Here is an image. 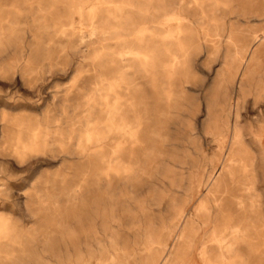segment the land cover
<instances>
[{
    "label": "rangeland",
    "instance_id": "1",
    "mask_svg": "<svg viewBox=\"0 0 264 264\" xmlns=\"http://www.w3.org/2000/svg\"><path fill=\"white\" fill-rule=\"evenodd\" d=\"M0 264H264V0H0Z\"/></svg>",
    "mask_w": 264,
    "mask_h": 264
},
{
    "label": "bare ground",
    "instance_id": "2",
    "mask_svg": "<svg viewBox=\"0 0 264 264\" xmlns=\"http://www.w3.org/2000/svg\"><path fill=\"white\" fill-rule=\"evenodd\" d=\"M92 31H94V30H92ZM215 201V200H214ZM214 203V202H213ZM216 205V204H215ZM199 209V208H198ZM163 210V209H162ZM195 220V219H194ZM196 221V220H195ZM168 231V230H167ZM211 232H212V230H211ZM211 236V235H210ZM149 237V236H148ZM145 238V237H144ZM215 238V237H214ZM180 240V239H179ZM208 240V239H207ZM216 240V239H215ZM208 242V241H207ZM212 242V241H211ZM154 245V244H153ZM218 245V244H217ZM204 247H205V244H204ZM158 248H160V247H158ZM219 248V247H218ZM161 249V248H160ZM203 250H205V249H203ZM202 250V251H203ZM147 251V250H146ZM150 251V250H149ZM220 251V250H219ZM147 254V253H146ZM221 255V254H220ZM222 256V255H221ZM150 258V257H149ZM223 258V257H222Z\"/></svg>",
    "mask_w": 264,
    "mask_h": 264
}]
</instances>
